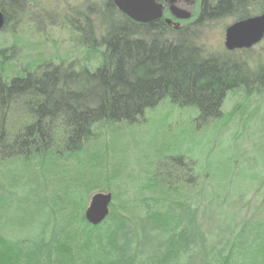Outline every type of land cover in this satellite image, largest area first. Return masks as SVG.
Returning a JSON list of instances; mask_svg holds the SVG:
<instances>
[{"label": "trees", "instance_id": "16d2710c", "mask_svg": "<svg viewBox=\"0 0 264 264\" xmlns=\"http://www.w3.org/2000/svg\"><path fill=\"white\" fill-rule=\"evenodd\" d=\"M27 1L0 0L5 25L21 20ZM262 12L264 0H200L193 21L173 26L135 22L113 0H99L65 19L78 35L74 59L38 54L35 41L0 47V264H264V155L236 153L243 135L258 132L263 104L241 108L264 97V62L248 49L207 53L197 29ZM231 92L244 95L225 121L241 112L242 131L224 144L237 183H207L213 171L200 151L178 150L147 175L141 198L135 194L140 214L118 211L119 177L101 176L99 191L113 201L97 225L85 215L95 189L80 175L66 169L61 184H46V171L72 160L94 165L106 132L114 138L142 123L163 101L194 108L198 126L225 120ZM195 183V195L178 192Z\"/></svg>", "mask_w": 264, "mask_h": 264}, {"label": "rangeland", "instance_id": "374dc122", "mask_svg": "<svg viewBox=\"0 0 264 264\" xmlns=\"http://www.w3.org/2000/svg\"><path fill=\"white\" fill-rule=\"evenodd\" d=\"M97 1L99 0H28L26 9H29L26 11L28 14L25 13L24 16L22 14L19 22L13 20L7 22L0 32V47L9 43L19 46L20 49H25L29 48V41H35L39 48L38 54L49 55L54 52L56 55L74 59L79 56L77 55L79 46L76 45L78 35L70 33L65 19L67 15L74 14L77 9L85 10L87 5ZM233 22V18L225 17L197 26L199 43L207 53L223 54L228 51L225 46V34L227 27ZM98 24L102 26L101 23ZM101 29L98 31L99 35ZM13 31L18 33L13 35ZM248 50H251V55L255 59L264 62V39ZM257 98L254 97L245 102L246 104L241 108V112H243L242 110L249 106L256 108L257 105L263 104L262 114L256 120L257 134L243 135L239 148H236V153L240 158L257 153L264 155V97ZM243 100L242 92L229 93L224 105L227 118L222 121H213L205 126H198L197 111L194 108L177 107L168 100L163 101L155 108L146 111L142 123L113 131L114 138L106 132L104 136L106 149L101 148L100 159L93 161L94 165L86 162L85 157H82V160H72L67 168L62 166L57 170L46 171V175L51 177V180L46 184L52 186L55 183L61 184L63 180L61 176H64L67 169V171L71 170L74 175H80L86 182L87 188L95 189L92 193L95 194L100 192L102 187L100 184L103 185V182L99 183L100 177L104 176V180H109V175L115 174L120 180L118 186L116 184L117 187H114V192L118 196L115 200L117 203L115 207L118 208V211H131L135 215L140 214L143 210L139 204L135 206L137 204L134 200L135 194L141 192L142 184H147V175L154 174L160 161L166 159L164 155L169 156L178 150L200 151L203 160L206 163L209 162L207 166L212 168L211 172L213 171L212 176L207 179V183L218 181L225 186L231 181L237 183V179L234 177L233 161L229 158L232 150H229L230 148L224 144L227 143L228 134L236 130L242 131L241 128H237V124L242 118L241 112L229 123H225V121L231 116L236 104L243 103ZM18 120L19 118H17ZM217 157H221V159L216 162ZM198 189L196 183L193 187L180 185L178 192L195 195ZM137 196L141 198L139 194ZM14 209L18 212L16 204L11 209L13 213H15ZM24 210L31 217L34 208H25Z\"/></svg>", "mask_w": 264, "mask_h": 264}, {"label": "water", "instance_id": "95a60500", "mask_svg": "<svg viewBox=\"0 0 264 264\" xmlns=\"http://www.w3.org/2000/svg\"><path fill=\"white\" fill-rule=\"evenodd\" d=\"M175 2L176 0H172ZM117 9L138 23H150L162 17L163 6L156 0H113ZM176 17L188 19L187 11L176 10ZM6 17L0 9V32L5 27ZM225 46L229 51L250 49L264 39V12L233 22L226 29ZM113 194L96 192L85 212L92 224L101 223L110 213Z\"/></svg>", "mask_w": 264, "mask_h": 264}, {"label": "flooded vegetation", "instance_id": "af4514ba", "mask_svg": "<svg viewBox=\"0 0 264 264\" xmlns=\"http://www.w3.org/2000/svg\"><path fill=\"white\" fill-rule=\"evenodd\" d=\"M156 1L157 3L163 6L162 17L160 19H162L163 21H165L170 25L180 26L196 18L200 0H176L175 2H173L172 0H156ZM176 10L187 11L191 14V17L188 19L178 18L174 14Z\"/></svg>", "mask_w": 264, "mask_h": 264}]
</instances>
